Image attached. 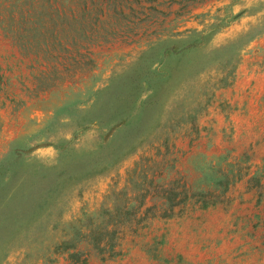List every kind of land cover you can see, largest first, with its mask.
Returning <instances> with one entry per match:
<instances>
[{
  "label": "rangeland",
  "instance_id": "obj_1",
  "mask_svg": "<svg viewBox=\"0 0 264 264\" xmlns=\"http://www.w3.org/2000/svg\"><path fill=\"white\" fill-rule=\"evenodd\" d=\"M67 6L83 11L74 59L33 53L0 6L5 212L32 217V198L47 196L43 212L70 221L126 181L140 197V171L155 168L136 162L168 138L161 152L174 167L158 172L213 204L188 198L128 233L118 255L87 264H264V0ZM36 244L32 228L17 233L0 264H33Z\"/></svg>",
  "mask_w": 264,
  "mask_h": 264
},
{
  "label": "trees",
  "instance_id": "obj_2",
  "mask_svg": "<svg viewBox=\"0 0 264 264\" xmlns=\"http://www.w3.org/2000/svg\"><path fill=\"white\" fill-rule=\"evenodd\" d=\"M67 2L1 0L0 6L9 11L18 40L32 42L33 53L55 58L64 53L66 58L74 59L80 55V38L85 35L81 21L83 11L77 6L68 7ZM179 50L173 49L170 54ZM146 72L151 73L150 68ZM192 120L193 130L197 131L196 119ZM167 141L165 138L158 144L153 155L140 156L136 162V167L139 163H149L155 168L149 178L140 171L138 179L147 186L138 189V192L143 191L140 197H132L135 190L131 188V182L126 181L124 187L114 190L100 208L70 221H57L58 217L52 219L43 212L47 208V196L32 198V217L6 213L7 203L0 201V262L6 257V248L15 241L17 233L30 228L32 242L38 243L36 246L41 245V249L33 253V264H55L59 257H63L64 264H87L92 256L110 259L119 254L117 248L128 233H135L156 217H170L173 210L183 206L188 198L195 197L194 202L201 208L213 204L207 199L208 191H193L188 197V189L184 185L178 189L176 180L169 179V174L158 172L170 162L174 167L175 159H167L169 149L161 152V147L168 146ZM52 190L53 187L47 188V193ZM157 212L161 214L157 215Z\"/></svg>",
  "mask_w": 264,
  "mask_h": 264
}]
</instances>
